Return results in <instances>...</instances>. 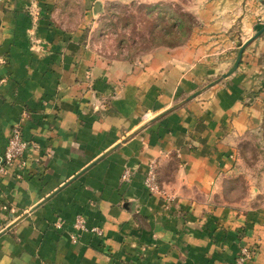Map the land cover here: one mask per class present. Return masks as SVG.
<instances>
[{
    "label": "crops",
    "instance_id": "obj_1",
    "mask_svg": "<svg viewBox=\"0 0 264 264\" xmlns=\"http://www.w3.org/2000/svg\"><path fill=\"white\" fill-rule=\"evenodd\" d=\"M129 1L178 8L0 0V147L13 125L27 142L20 178L0 180V230L118 144L0 234V264H231L241 247L252 252L247 264H264V205L248 204L261 191L250 184L225 197L239 140H264V31L252 38L264 0L182 1L194 26L181 44L129 58L96 53L94 3ZM246 40L235 70L193 95ZM149 164L164 195L143 185ZM75 215L101 237L71 243Z\"/></svg>",
    "mask_w": 264,
    "mask_h": 264
},
{
    "label": "rangeland",
    "instance_id": "obj_2",
    "mask_svg": "<svg viewBox=\"0 0 264 264\" xmlns=\"http://www.w3.org/2000/svg\"><path fill=\"white\" fill-rule=\"evenodd\" d=\"M182 1L186 0H177L174 3L175 6L179 8ZM105 6L101 11H93L96 16L94 18L95 24L91 27L92 41L90 47L96 53L106 58L113 57L116 50V40L123 35L126 39L138 40L139 37L144 39L136 45L137 48L131 50L130 57L152 49L148 34L150 17H147V14L152 13L151 15H153V12L146 9L148 3L134 1L126 3L110 2ZM178 8H174V10L182 12ZM123 21L126 23L124 24ZM167 41L173 42L175 40L167 38ZM121 53L125 54L126 50L123 49ZM182 99H177L174 103ZM237 152L240 158V167L225 179V197L238 199L250 192L249 185L252 184L255 187L257 186L261 192L258 193L259 195L251 196L248 204L251 206L264 205V140L258 132H249L237 143Z\"/></svg>",
    "mask_w": 264,
    "mask_h": 264
},
{
    "label": "built area",
    "instance_id": "obj_3",
    "mask_svg": "<svg viewBox=\"0 0 264 264\" xmlns=\"http://www.w3.org/2000/svg\"><path fill=\"white\" fill-rule=\"evenodd\" d=\"M27 147V142L21 136V131L18 126L13 125L10 128L9 134L6 136L4 144L0 147V180L3 176L10 172L14 178H20L24 168V152ZM123 180L128 179L126 171L121 174ZM144 187L151 193L164 195L155 182V174L153 164H149L143 178ZM166 199L167 197L164 196ZM63 220L60 219L56 226L60 227ZM88 233L95 238L101 237V230L96 226H87L84 218L81 215H75L72 219L71 232L69 238L71 243L78 240L80 234ZM252 256L251 250L241 247L237 251L231 264H247Z\"/></svg>",
    "mask_w": 264,
    "mask_h": 264
},
{
    "label": "trees",
    "instance_id": "obj_4",
    "mask_svg": "<svg viewBox=\"0 0 264 264\" xmlns=\"http://www.w3.org/2000/svg\"><path fill=\"white\" fill-rule=\"evenodd\" d=\"M146 9H150L153 12V15H151L152 13L147 14V17H150L148 34L151 48L158 46L172 47L181 44L185 41L194 26L193 17L187 12H176L174 8L158 3L146 6ZM123 23L125 24L126 22L123 21ZM260 27H257L256 30ZM167 38H172L175 41L168 42ZM143 40V37H139L138 40H133L126 39L124 35L120 36L115 43L116 50L114 56L129 58L131 56L129 54L131 50L137 48L136 45ZM123 49L126 50L125 54L121 53Z\"/></svg>",
    "mask_w": 264,
    "mask_h": 264
},
{
    "label": "water",
    "instance_id": "obj_5",
    "mask_svg": "<svg viewBox=\"0 0 264 264\" xmlns=\"http://www.w3.org/2000/svg\"><path fill=\"white\" fill-rule=\"evenodd\" d=\"M261 5L264 6V1H260ZM99 3L95 2L94 6H93V11L97 12L99 11ZM264 30V24L257 29L253 35L252 38L256 37L257 35H259L262 31ZM248 40L244 41L243 43L240 44L238 50H237V54L236 57L234 59L233 64L230 66V68H228L225 72H222L221 74H219V76L215 79H213L212 81L208 82L207 84L203 85L199 90H197L193 95L199 93L200 91H202L203 89L207 88L208 86H210L211 84L219 81L220 79L225 78L226 76H228L231 72H233L240 60V56H241V52L243 50V48L245 47V45L247 44ZM186 99V98H185ZM171 108L165 110L164 112L155 115L153 117H151L150 119H148L143 125H141L138 129L142 128L143 126H145L147 123L155 120L156 118H158L160 115H162L163 113L167 112L168 110H170ZM125 140V138H123L120 142H123ZM119 142V143H120ZM118 144H114L113 146H111L107 151L103 152L102 154H100L99 156H97L94 160H92L91 162H89L82 170H80L79 172H77L76 174H74L70 179L66 180L63 184H61L60 186L56 187L52 192H50L49 194H47L46 196H44L43 198H41L38 202H36L34 205H32L30 208H28L25 212H23L22 214H20L19 216H17L16 218L12 219L7 225H5L2 230H0V234L4 233L5 231H7L9 228H11L15 223H17L19 220H21L22 218H24L28 213H30L31 211H33L35 208H37L39 205H41L42 203H44L46 200H48L56 191H58L60 188H62L64 185L68 184L71 180H73L75 177H77L81 172H83L84 170H86L87 168H89L90 166H92L94 163H96L98 160H100L108 151L112 150L113 148H115Z\"/></svg>",
    "mask_w": 264,
    "mask_h": 264
}]
</instances>
